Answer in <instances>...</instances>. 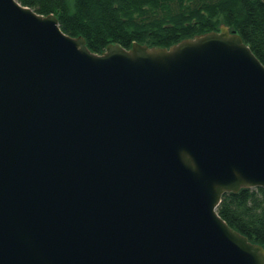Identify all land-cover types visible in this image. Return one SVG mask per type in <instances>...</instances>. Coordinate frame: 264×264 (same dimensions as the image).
<instances>
[{"label":"water","instance_id":"95a60500","mask_svg":"<svg viewBox=\"0 0 264 264\" xmlns=\"http://www.w3.org/2000/svg\"><path fill=\"white\" fill-rule=\"evenodd\" d=\"M106 48L0 0V264H264L218 213L264 187V64L224 24Z\"/></svg>","mask_w":264,"mask_h":264},{"label":"trees","instance_id":"16d2710c","mask_svg":"<svg viewBox=\"0 0 264 264\" xmlns=\"http://www.w3.org/2000/svg\"><path fill=\"white\" fill-rule=\"evenodd\" d=\"M38 14L55 15L71 37L85 38L97 54L117 43L170 48L224 24L239 33L264 64V1L256 0H18ZM219 215L264 247V187L223 195Z\"/></svg>","mask_w":264,"mask_h":264},{"label":"clouds","instance_id":"9594fccd","mask_svg":"<svg viewBox=\"0 0 264 264\" xmlns=\"http://www.w3.org/2000/svg\"><path fill=\"white\" fill-rule=\"evenodd\" d=\"M182 157L185 158L188 154L186 152L181 153Z\"/></svg>","mask_w":264,"mask_h":264}]
</instances>
